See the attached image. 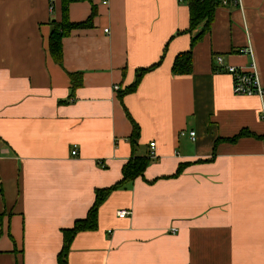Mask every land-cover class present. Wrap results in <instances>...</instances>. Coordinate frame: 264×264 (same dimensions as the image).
Returning a JSON list of instances; mask_svg holds the SVG:
<instances>
[{"label":"crops","instance_id":"crops-1","mask_svg":"<svg viewBox=\"0 0 264 264\" xmlns=\"http://www.w3.org/2000/svg\"><path fill=\"white\" fill-rule=\"evenodd\" d=\"M63 7L0 0V264H59L63 231L132 157L149 159L144 176L109 195L68 264H264V96L235 95L216 64L255 71L264 88V0L218 8L181 76L175 59L197 34L187 2H72V23L95 17L64 38L57 64Z\"/></svg>","mask_w":264,"mask_h":264},{"label":"trees","instance_id":"trees-1","mask_svg":"<svg viewBox=\"0 0 264 264\" xmlns=\"http://www.w3.org/2000/svg\"><path fill=\"white\" fill-rule=\"evenodd\" d=\"M79 0H64V16L61 23L52 22L53 29L49 38V52L53 60L57 64H61L63 60V50H62V42L64 38L69 36L72 31L78 29H87L91 28L93 25V20L95 17V11L93 10L92 15L89 19L82 23H72L69 20L68 16V7L70 3L77 2ZM181 2H187L189 5L190 11V27L188 32L193 33L197 31V34L193 37L191 43V49L186 52L179 54L174 62L172 73L176 76L181 75H189L193 70V49L198 44L204 36H206L211 31V26L214 21L215 11L222 6V0H180ZM154 68V67H153ZM151 69L141 70V73L138 75L136 82L132 85V87L128 88L126 93H133L136 91L138 84L140 83V79L146 72L151 71ZM72 84L75 83V75H71ZM75 89V85L72 86ZM122 94V96L124 95ZM243 136H252V134L245 130L242 131L238 136L228 139L230 142H235ZM139 138V127L134 124V133L132 135V145L135 149L137 139ZM259 138V137H258ZM261 139L263 137H260ZM218 139L217 142H219ZM215 156V153L213 154ZM150 161L148 158L142 157H132L128 163L124 166L123 169V178L120 182L108 189H102L96 191V199L93 207L90 209L88 216L84 220L77 221L75 226L72 229L64 230V246L62 252L59 257V264H68L67 257L70 244L74 239L75 235L79 232L87 231V230H95L97 228L98 222V211L100 206L104 203V201L109 197V195L118 189L123 188L131 181L136 180L139 177H143L144 173L149 165ZM184 165L180 166L178 172L174 177L179 176L181 172H183Z\"/></svg>","mask_w":264,"mask_h":264},{"label":"built area","instance_id":"built-area-1","mask_svg":"<svg viewBox=\"0 0 264 264\" xmlns=\"http://www.w3.org/2000/svg\"><path fill=\"white\" fill-rule=\"evenodd\" d=\"M230 3H234L235 5L241 4V0H222V5L227 6ZM103 5H108L109 0H102ZM216 64L218 65L220 72H225L229 74L233 79V92L235 95L240 96H264V88L261 86L259 77L255 71L252 72H245L237 67L233 66H225L224 64V58L222 56L216 57ZM120 87L118 85L114 86V91H119ZM263 119H264V113H263ZM182 135H185L183 132ZM191 139L194 141L196 137L195 132L190 133ZM152 150L155 147V143L150 144ZM264 149V147H263ZM77 150L75 149L72 151V155L76 156ZM152 157L154 156V153L152 152ZM102 167L105 168V165L102 164ZM131 211L123 210L118 212V216L120 218H128L131 216Z\"/></svg>","mask_w":264,"mask_h":264}]
</instances>
